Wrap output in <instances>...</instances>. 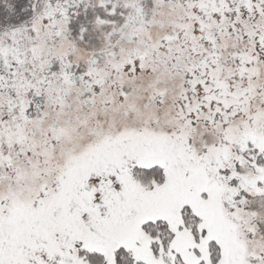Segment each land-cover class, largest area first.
Masks as SVG:
<instances>
[{"label":"snow or ice","instance_id":"snow-or-ice-1","mask_svg":"<svg viewBox=\"0 0 264 264\" xmlns=\"http://www.w3.org/2000/svg\"><path fill=\"white\" fill-rule=\"evenodd\" d=\"M0 264H264V0H0Z\"/></svg>","mask_w":264,"mask_h":264}]
</instances>
